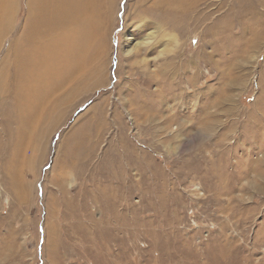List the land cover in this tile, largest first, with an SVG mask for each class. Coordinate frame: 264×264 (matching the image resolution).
<instances>
[{"label":"rangeland","instance_id":"obj_1","mask_svg":"<svg viewBox=\"0 0 264 264\" xmlns=\"http://www.w3.org/2000/svg\"><path fill=\"white\" fill-rule=\"evenodd\" d=\"M155 1L0 0V264H264V0Z\"/></svg>","mask_w":264,"mask_h":264},{"label":"bare ground","instance_id":"obj_2","mask_svg":"<svg viewBox=\"0 0 264 264\" xmlns=\"http://www.w3.org/2000/svg\"><path fill=\"white\" fill-rule=\"evenodd\" d=\"M52 2H54L55 4H54V7L52 6V9H50L53 13H51V14H56V13H58V14H60V16H58V17H56V16H54L55 18L52 20V21H50L47 25H45L44 26V17L46 16V14L47 13H45L44 15L42 14V13H39L38 14V16L36 17V19H38V21L34 24L35 26H34V29H33V27H32V33H29L31 36H32V41L34 42V41H42V39H44L45 38V35L43 34L44 32H45V30H47V29H56V27L57 26H59V22L62 24V23H67V25H68V23H75V22H77L78 21V18H79V15L80 16H83V15H85L86 16V14L85 13H87L88 11H89V9H92V13H94L93 11H97V12H101L102 11V8L100 7V5H98L99 3H97V1L96 0H94V3L92 2V0H90V3H89V5H86L87 3H88V0H51ZM64 1V2H63ZM49 2H50V0H49ZM154 3H156V4H160V6H161V8H164L165 9V6L164 5H162V4H167V3H169V2H167V3H165L164 2V0H156ZM153 3V4H154ZM184 4H185V1L184 0H180L179 2H177L176 4H173L174 6L176 5L178 8H176V9H179L178 11H182L181 10V8H182V6H184ZM88 6H90V8L89 9H87L88 8ZM105 7H106V5H105ZM166 7H168V6H166ZM183 8H185V7H183ZM11 10V9H10ZM48 10V9H47ZM99 12V13H100ZM105 12V11H104ZM104 12H102L103 13V15H105V13ZM4 13V12H3ZM50 13V12H49ZM102 13H100V14H98V17L97 18H100L101 19V15H102ZM95 14H97V13H95ZM3 16H5V14H2ZM185 16L183 15V13L181 14V16H180V19L181 20H183V18H184ZM56 18L58 19V21L55 23V21H56ZM142 18V17H141ZM3 19V20H2ZM2 19L0 20V21H3V24H4V22H6V17H2ZM49 20V19H48ZM64 21V22H63ZM76 24V23H75ZM66 25V26H67ZM65 26V27H66ZM73 27H74V25H72ZM72 26H70V27H72ZM60 27H62V26H60ZM68 27L69 26H67V29H68ZM77 27V26H76ZM59 29V28H58ZM61 29V28H60ZM59 29V30H60ZM58 30V31H59ZM61 30H63V29H61ZM60 30V31H61ZM65 30H66V28H65ZM52 31V30H51ZM50 31V32H51ZM36 32V33H35ZM36 35H35V34ZM59 33V32H58ZM62 33H63V31H62ZM61 33V34H62ZM35 35V38L33 37ZM49 35V34H48ZM72 36V35H71ZM70 36V37H71ZM47 37H50V36H47ZM59 38H62V40H63V45H64V43H66V40L67 39H69V37H65V38H63V35L61 36V37H59ZM58 38V39H59ZM162 39V38H161ZM165 39L166 38H163L161 41H160V43L162 44L164 41H165ZM31 41V40H30ZM44 42V41H43ZM46 42V41H45ZM159 42V41H158ZM58 43V42H57ZM159 43V44H160ZM173 43V42H172ZM30 44V43H29ZM44 44V43H43ZM37 45H39V44H37ZM36 45V46H37ZM45 45V44H44ZM251 45V44H250ZM30 46H32V45H30ZM29 46V47H30ZM28 47V48H29ZM166 47H168V46H165V47H163V48H166ZM63 48V47H62ZM101 49V48H100ZM137 49H139L138 48V46H136V48L133 50V51H136ZM164 50H166V49H164ZM28 52V51H27ZM33 52L37 55V57H34L32 54L30 55L31 57H33L34 59H35V62H37L38 63V69H37V74H39L38 75V77L40 76V74H47V73H53V72H51V70H53V69H51L50 68V66L48 65L47 66V64H45V63H43V60H41L40 59V56L42 57L43 55H44V53H42V49L40 48V47H36V49H34L33 50ZM32 52V53H33ZM56 54V53H55ZM48 56V55H47ZM71 58V56L69 57V59ZM48 59V58H47ZM103 59V58H102ZM250 59H251V57H249V54L247 55V57H245L244 58V60H246L248 63H250ZM32 60V59H31ZM53 60V59H52ZM58 60V59H57ZM91 60V59H90ZM61 61V60H60ZM32 62V61H31ZM31 62H30V64H31ZM41 62L43 63V64H45L46 65V67H41ZM69 62V61H68ZM68 62H65L64 61V63H59V64H69ZM72 62V61H71ZM83 62V61H82ZM28 63V62H27ZM54 63V62H53ZM84 63V62H83ZM89 63V62H88ZM74 64V63H73ZM56 65V64H55ZM70 66H71V64H70ZM70 66H66V67H70ZM77 66H79V65H77ZM52 67V66H51ZM53 67H56V66H53ZM81 69H82V67H84L83 65H81V66H79ZM87 67V71L89 70L90 71V66H86ZM32 68V67H31ZM64 68V67H63ZM36 69V68H35ZM68 69V68H67ZM71 69H73V68H70V70ZM28 70V69H27ZM31 70V69H30ZM54 70H56L57 72H58V69H54ZM70 70H68V71H70ZM75 70V69H74ZM77 70V69H76ZM97 70V69H96ZM35 71V70H34ZM64 71H66L65 70V68H64ZM68 71H66V72H68ZM55 72V71H54ZM74 72V71H73ZM28 73H29V75L30 74H32L31 73V71H28ZM59 73V72H58ZM63 75V74H62ZM50 76V75H49ZM36 77V76H35ZM39 78H41V77H39ZM49 80V79H48ZM37 81V80H36ZM34 82V81H33ZM41 83V82H40ZM50 83V82H49ZM33 90V89H32ZM47 95V94H46Z\"/></svg>","mask_w":264,"mask_h":264}]
</instances>
